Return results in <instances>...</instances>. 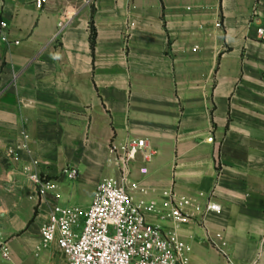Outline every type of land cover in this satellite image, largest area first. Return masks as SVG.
Returning <instances> with one entry per match:
<instances>
[{"label":"crops","instance_id":"crops-1","mask_svg":"<svg viewBox=\"0 0 264 264\" xmlns=\"http://www.w3.org/2000/svg\"><path fill=\"white\" fill-rule=\"evenodd\" d=\"M1 23L0 264H67L41 229L56 206L86 213L116 176L110 146L132 139L134 203L189 264H227L203 219L235 264H264V0H0ZM24 167L57 189L40 199ZM165 193L191 224L165 219Z\"/></svg>","mask_w":264,"mask_h":264},{"label":"built area","instance_id":"built-area-1","mask_svg":"<svg viewBox=\"0 0 264 264\" xmlns=\"http://www.w3.org/2000/svg\"><path fill=\"white\" fill-rule=\"evenodd\" d=\"M46 1L37 0L38 7L41 9ZM0 28L7 29V24L1 23ZM258 33L264 41V31L261 29ZM1 40L8 42L3 34ZM23 136L27 138L26 134ZM145 149L146 141L143 139H132L120 146L111 145L108 163L114 166L116 176L98 185L86 213L79 209L54 207L48 223L41 229V245L38 250L55 246L67 264H189L191 248L182 243L175 233L164 232L147 222V215L157 213L155 207L134 203L135 192H146L140 184L131 182V165ZM15 152L11 149L7 154L14 158ZM38 165V162L33 164L34 167ZM23 174L35 187L40 199L57 189L53 182L33 172L30 167H24ZM78 177L76 169H65L61 175V178L69 182L76 181ZM164 196L169 204L175 205L174 211L165 219H172L177 227L191 224L192 219L182 209L189 206L190 202L176 204L173 193H165ZM209 211L219 209L208 206L206 214ZM202 222L207 241L213 249L227 264H235L227 251L223 235H212L204 219ZM0 251L5 259L9 258L8 249L0 247Z\"/></svg>","mask_w":264,"mask_h":264},{"label":"trees","instance_id":"trees-1","mask_svg":"<svg viewBox=\"0 0 264 264\" xmlns=\"http://www.w3.org/2000/svg\"><path fill=\"white\" fill-rule=\"evenodd\" d=\"M95 39H96V33L93 32L92 33V37H91V43H92V47H94V44H95Z\"/></svg>","mask_w":264,"mask_h":264},{"label":"rangeland","instance_id":"rangeland-1","mask_svg":"<svg viewBox=\"0 0 264 264\" xmlns=\"http://www.w3.org/2000/svg\"><path fill=\"white\" fill-rule=\"evenodd\" d=\"M80 226H81V229H82V227H83V221L81 220V224H80ZM42 258H40V259H38V261H40Z\"/></svg>","mask_w":264,"mask_h":264}]
</instances>
